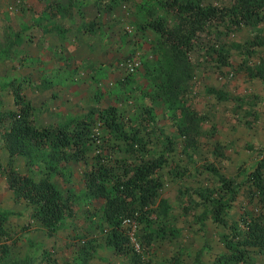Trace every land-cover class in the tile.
Segmentation results:
<instances>
[{
	"label": "rangeland",
	"instance_id": "1",
	"mask_svg": "<svg viewBox=\"0 0 264 264\" xmlns=\"http://www.w3.org/2000/svg\"><path fill=\"white\" fill-rule=\"evenodd\" d=\"M50 2L0 0V49L12 51L0 55V109L14 107L12 82L21 83L39 127L85 116L93 119L90 108L113 105L127 132L138 131L148 152L167 156L159 171L160 197L170 206L167 216L130 228L124 225L128 231L134 229L138 252L148 264H169L177 252L181 264H212L224 249L221 235L239 224V217L254 203L238 196L225 211L226 225H217L209 217L207 197L198 191L219 186V177L232 178L238 185L264 158V135L258 131L264 129V79L246 73L247 67L260 65L264 46L249 56L240 47L257 33L264 35V22L238 30L212 26V33L204 34L208 46H225L228 65H220L217 56L192 54L194 78L184 98L201 119L196 144L190 146L176 130L178 103L157 98L152 81L159 60L154 45L158 35L143 25L145 7L157 15H165L164 10L152 0H59L72 5L71 15L57 12L45 18L43 14L52 10L47 7ZM92 20L93 28L84 29ZM52 23L62 31H44ZM123 60L136 62L135 70H120ZM251 136L258 139L251 141ZM169 140L174 150L168 153ZM90 160L68 163L69 176L50 177L73 205L72 214L51 231L40 225L26 200L14 197L5 175H0V213L7 214L10 244L9 256L0 264H81L83 245L88 247V264H129L127 253L105 242L104 201L86 194L82 171ZM7 161L0 138V162ZM14 166L34 179L42 175L43 163L22 155L16 156ZM254 258L256 264H264V254L256 252Z\"/></svg>",
	"mask_w": 264,
	"mask_h": 264
},
{
	"label": "trees",
	"instance_id": "2",
	"mask_svg": "<svg viewBox=\"0 0 264 264\" xmlns=\"http://www.w3.org/2000/svg\"><path fill=\"white\" fill-rule=\"evenodd\" d=\"M152 3L165 12V15H157L151 7H145L148 16L143 25L158 35L154 45L159 60L152 78L155 96L171 104L178 103L177 133L186 145L193 146L200 133L201 118L184 98V91L194 78L192 54L217 56L220 65H228L230 58L225 46H208L204 34H211L212 26L238 30L251 23L264 22V0H152ZM57 12L71 15L72 5L60 4L52 11ZM51 16L50 12L43 14L45 18ZM94 22L92 20L84 29H92ZM44 31L58 33L62 30L52 23L44 27ZM17 40L16 35L11 41L16 43ZM263 46L264 35L257 33L240 47L249 56ZM11 52L10 48L0 49V55L8 56ZM259 63L257 68H246L250 78L264 79V58ZM21 88L20 82L10 83L14 107L0 109V138L8 153V161L0 162V175H5L8 189L15 198L26 200L40 225L51 231L64 216L72 214L73 205L50 177L53 174L69 176L68 163H87L90 157L82 171V180L87 195L104 201L102 217L108 226L105 242L115 251L127 253L129 264H148L130 247L128 228L123 220L129 218L138 224L167 216L170 206L160 197L159 176L167 156L148 152L138 131L127 132L113 105L90 108L89 115L93 119L85 116L74 122L39 127L34 121L35 108ZM173 150L174 145L169 140L165 152ZM19 155L31 162L43 163L42 175L34 179L19 172L14 166V159ZM263 165L264 158L238 185L232 178L219 177V186L198 191L201 197H207L209 217L217 225H226L225 211L238 196L244 195L254 203L250 212L239 217V224H233L221 235L224 249L214 256L212 264H256L254 254H264ZM196 205L193 202V207ZM6 219L7 214L0 213V262L10 251ZM85 246L80 248L81 264H88L89 252ZM179 255L175 253L169 264H181Z\"/></svg>",
	"mask_w": 264,
	"mask_h": 264
},
{
	"label": "built area",
	"instance_id": "3",
	"mask_svg": "<svg viewBox=\"0 0 264 264\" xmlns=\"http://www.w3.org/2000/svg\"><path fill=\"white\" fill-rule=\"evenodd\" d=\"M128 29V27H126ZM136 62H133V61H130V60H123L119 63V68L120 70H123V71H126V72H133L135 70V66H136ZM123 223L124 225H130L128 226L129 228L132 226V225H136L134 224L133 221H131L129 218H125L123 220ZM128 228V230H129ZM127 230V234H128V237H129V241H130V244L132 245V248L134 249V251L138 252L139 251V248H140V245L138 243V241L136 240V237H135V234H134V229H131L130 231Z\"/></svg>",
	"mask_w": 264,
	"mask_h": 264
},
{
	"label": "crops",
	"instance_id": "4",
	"mask_svg": "<svg viewBox=\"0 0 264 264\" xmlns=\"http://www.w3.org/2000/svg\"><path fill=\"white\" fill-rule=\"evenodd\" d=\"M60 5V2H59V0H51V2H50V4L47 6V7H49V9H52L51 11H49L50 12V15L51 14H53L52 13V11L53 10H55V8H56V6H59ZM46 13V12H45ZM44 13V14H45ZM50 25H52V24H50ZM258 131H260L263 135H264V129H259ZM248 139H251V141L252 140H257L258 139V137H249ZM260 145H262V146H264V137L261 139V141H260Z\"/></svg>",
	"mask_w": 264,
	"mask_h": 264
}]
</instances>
